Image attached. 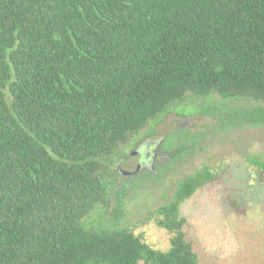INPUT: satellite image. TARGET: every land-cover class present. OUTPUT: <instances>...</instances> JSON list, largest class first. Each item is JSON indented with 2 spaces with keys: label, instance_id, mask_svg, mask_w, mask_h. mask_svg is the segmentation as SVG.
<instances>
[{
  "label": "trees",
  "instance_id": "1",
  "mask_svg": "<svg viewBox=\"0 0 264 264\" xmlns=\"http://www.w3.org/2000/svg\"><path fill=\"white\" fill-rule=\"evenodd\" d=\"M211 93L264 100V0H0V264H199L179 207L206 165L150 212L165 250L86 217L129 138Z\"/></svg>",
  "mask_w": 264,
  "mask_h": 264
},
{
  "label": "rangeland",
  "instance_id": "2",
  "mask_svg": "<svg viewBox=\"0 0 264 264\" xmlns=\"http://www.w3.org/2000/svg\"><path fill=\"white\" fill-rule=\"evenodd\" d=\"M255 105L264 106V100L216 93L189 94L176 102L122 147L111 166L115 174L108 204L91 211L86 221L96 227L127 228L165 250L170 234L150 212L167 202L179 179L206 165L215 179L179 207L186 220L185 238L199 264H264V172L248 162L250 156L264 160V123L246 116ZM160 139L157 160L168 158L155 163L154 171L133 175L140 158L131 153L142 140L153 144ZM118 167L130 174L119 173Z\"/></svg>",
  "mask_w": 264,
  "mask_h": 264
},
{
  "label": "flooded vegetation",
  "instance_id": "3",
  "mask_svg": "<svg viewBox=\"0 0 264 264\" xmlns=\"http://www.w3.org/2000/svg\"><path fill=\"white\" fill-rule=\"evenodd\" d=\"M144 141L145 140H142L139 143V150L141 148V151L136 150V154L139 155L140 159L136 163L134 170L132 172L130 171L131 173H134L133 175H135V174H137L143 170L154 171L155 163L161 164L162 161L166 158V156H164V158H161L160 161L157 160V155L159 153V149L162 147V144H163L161 139L159 141H155L153 144L144 143ZM142 148H144L146 150L145 153L142 152ZM140 152H142V153L140 154ZM142 154L144 155L143 158H142ZM146 162H148L149 164H145ZM137 168H138V171L135 172ZM121 170L122 169L120 167H118L117 171L119 173H121ZM127 172H129V171H127Z\"/></svg>",
  "mask_w": 264,
  "mask_h": 264
},
{
  "label": "water",
  "instance_id": "4",
  "mask_svg": "<svg viewBox=\"0 0 264 264\" xmlns=\"http://www.w3.org/2000/svg\"><path fill=\"white\" fill-rule=\"evenodd\" d=\"M136 152L134 151V152H132L131 154H135ZM138 171V168H137V170L135 171V172H137ZM121 173L122 174H124V175H128V174H130L129 172H127V171H124V170H121Z\"/></svg>",
  "mask_w": 264,
  "mask_h": 264
}]
</instances>
